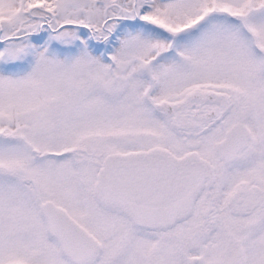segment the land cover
Here are the masks:
<instances>
[{
    "label": "snow or ice",
    "instance_id": "6c2138e0",
    "mask_svg": "<svg viewBox=\"0 0 264 264\" xmlns=\"http://www.w3.org/2000/svg\"><path fill=\"white\" fill-rule=\"evenodd\" d=\"M0 264H264V0H0Z\"/></svg>",
    "mask_w": 264,
    "mask_h": 264
}]
</instances>
